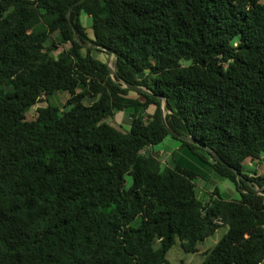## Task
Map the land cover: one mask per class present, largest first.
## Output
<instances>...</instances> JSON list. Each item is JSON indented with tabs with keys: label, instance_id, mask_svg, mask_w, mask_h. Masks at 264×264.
<instances>
[{
	"label": "trees",
	"instance_id": "trees-1",
	"mask_svg": "<svg viewBox=\"0 0 264 264\" xmlns=\"http://www.w3.org/2000/svg\"><path fill=\"white\" fill-rule=\"evenodd\" d=\"M74 1L0 0V264H170L222 225L199 264L264 262V0Z\"/></svg>",
	"mask_w": 264,
	"mask_h": 264
},
{
	"label": "rangeland",
	"instance_id": "rangeland-1",
	"mask_svg": "<svg viewBox=\"0 0 264 264\" xmlns=\"http://www.w3.org/2000/svg\"><path fill=\"white\" fill-rule=\"evenodd\" d=\"M84 49V48H83ZM93 55L106 60L113 70L115 55L111 53H104L101 50L93 49ZM185 62V61H184ZM112 65V66H111ZM66 92H55L49 95V101L58 105H62L66 99ZM30 113V112H29ZM112 122L120 125L124 129L128 128L130 117L128 110H117L110 119ZM154 150L160 152L162 164L178 163L183 166L190 167L197 170L201 174V178L197 181V194L200 199L207 198V191L217 186L223 196H235L237 193L233 189L231 182L226 178L218 177L209 165L203 160L196 157L195 154L188 151L180 142L172 136L165 137L162 141L152 145ZM259 170L263 169L261 164H256ZM226 226L222 225L214 233L207 236L201 243H199V250L196 252H186L178 244H173L166 253V257L170 264H199L204 258L202 248L211 247L220 236L226 231ZM259 264H264L261 262Z\"/></svg>",
	"mask_w": 264,
	"mask_h": 264
},
{
	"label": "water",
	"instance_id": "water-1",
	"mask_svg": "<svg viewBox=\"0 0 264 264\" xmlns=\"http://www.w3.org/2000/svg\"><path fill=\"white\" fill-rule=\"evenodd\" d=\"M78 0H76V1H74V3L75 2H77ZM83 44H87V43H83ZM114 68H115V65H114ZM114 68H113V70H114ZM128 86H130V87H135V88H139L138 86H136V85H134V84H131V83H128ZM162 118L164 119V111H163V109H162ZM259 191L260 192H263V190H261V189H259Z\"/></svg>",
	"mask_w": 264,
	"mask_h": 264
},
{
	"label": "bare ground",
	"instance_id": "bare-ground-1",
	"mask_svg": "<svg viewBox=\"0 0 264 264\" xmlns=\"http://www.w3.org/2000/svg\"><path fill=\"white\" fill-rule=\"evenodd\" d=\"M112 66V65H111Z\"/></svg>",
	"mask_w": 264,
	"mask_h": 264
}]
</instances>
